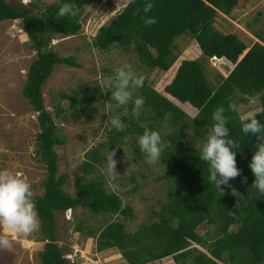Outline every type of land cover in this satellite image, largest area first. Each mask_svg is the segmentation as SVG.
<instances>
[{"label":"trees","instance_id":"16d2710c","mask_svg":"<svg viewBox=\"0 0 264 264\" xmlns=\"http://www.w3.org/2000/svg\"><path fill=\"white\" fill-rule=\"evenodd\" d=\"M100 1L58 0L32 13L24 6L0 0V20L20 19L36 54L27 70L22 95L37 112L40 128L36 134L37 149L47 172L43 194L33 195L40 221V240L44 241L39 264H69L57 239L56 217L58 213L81 204L93 214L121 216L107 221L99 230L91 229L81 220L75 231L93 238L97 251L115 247L127 264H150L168 256L172 257L173 264H264V194L253 186L255 177L249 167L257 144L264 140L245 134L239 114L228 108L234 97L241 102L257 97L260 108H264V31H252L258 40L247 45L236 34L220 32L212 25L217 13L230 15L239 0H135L134 3L128 0L120 11L97 29L92 40V46L97 49L109 50L116 46L124 51L130 50L147 69L175 67L173 77L168 74V80H171L163 88L165 94L145 82L139 87L144 106L149 111L148 127L156 131L154 121L166 118L174 127L166 135L164 143L167 147L161 154L162 162L169 167L164 174L169 184L165 201L159 210L152 211L156 219L143 223L133 232L125 230L124 222L132 216V207L123 205L115 191H108L96 179L84 177L74 196L65 192L63 184L67 174L58 173V158L53 149L54 145L65 143L64 137L57 134L54 121V117H60L65 109L54 106L52 112L48 111L43 103L41 86L55 65H76V62L72 56L59 55L49 42L57 34L76 35L81 29V9ZM65 3L77 5L79 13L75 18L58 17L59 8ZM147 3L154 7L145 14L143 7ZM136 9H140L139 13ZM143 16L155 18L156 23L146 26L141 19ZM183 34L193 37L203 58L225 57L234 64L214 87L205 75L202 60L185 58L177 67L173 64L172 44ZM66 97L69 98L72 115L79 118L89 100L82 99L84 104L80 107L81 99ZM170 98L187 103L196 108L197 113L191 117ZM219 107L225 109L228 117L230 138L240 145L238 151L233 150L237 151V167L241 176L229 181L240 193L238 197L231 195V189L223 185L221 187L225 188L226 194L221 196L215 185L209 183V165L200 159L214 123L212 114ZM257 119L264 124V111L258 114ZM128 121L125 129H113L110 133L114 132L116 137L135 131L143 134L144 129L136 120ZM183 126L192 131L189 140L179 133ZM200 139L203 145L196 146V140ZM108 141L112 147L116 146L111 137ZM134 150L140 155L139 146ZM96 152L95 149L92 155L86 153V158H91ZM93 162L101 163V160L93 157ZM84 165L86 174L93 163L86 160ZM243 177H247V183L241 182ZM235 206L238 209L233 214L231 210ZM202 222L214 225L206 237L196 232V227ZM233 225L237 226L235 230L231 229ZM191 243L204 251L190 247Z\"/></svg>","mask_w":264,"mask_h":264},{"label":"rangeland","instance_id":"374dc122","mask_svg":"<svg viewBox=\"0 0 264 264\" xmlns=\"http://www.w3.org/2000/svg\"><path fill=\"white\" fill-rule=\"evenodd\" d=\"M4 1L24 6L36 13L46 4L58 0ZM127 2L128 0H101L84 6L81 9L80 31L70 36L57 34L51 39V48L61 56H72L76 65H55L52 74L41 86V92L48 111L52 112L54 106L65 109L60 117H54L57 134L64 137L65 143L54 145L53 148L58 158V173L67 174V180L63 184L65 192L74 196L84 177L96 179L108 191H115L123 205L132 207V216L124 219V222L125 230L133 232L143 223L156 219L152 211L159 210L161 203L165 201L169 182L164 178V174L169 167L162 162L161 157L158 163L150 165L146 162L144 153L140 151L138 155L135 152L134 147L139 146L138 131L124 137H116L114 132L110 133L113 129H125L129 125L128 119L136 120L144 130H152L148 127L149 111L143 106L137 118L132 115L134 105L131 102L126 106L127 111L115 108L116 102L111 99L110 90L102 88L101 85L105 78L115 74L116 69L127 64L133 72L143 77V82L148 86L165 94L163 88L173 77L175 67L171 66L168 70L147 69L130 50L124 51L116 46L109 50H100L92 46L97 29L106 24ZM212 25L220 32L236 34L247 45H251L258 40L252 35V31H264V0H239L230 15L217 13ZM197 48L192 36L183 34L176 37L172 44L175 57L173 64L177 67L185 58L202 60L205 75L214 87L219 82L218 79L227 75L233 64L224 59L218 63L211 58H203ZM35 58V51L25 34L21 20H0V170L8 169L18 173L32 185L33 195H42L47 172L37 149L36 134L40 130L37 112L22 95L27 70ZM169 73L172 76L168 80ZM66 96H73L81 101L89 100L84 106V102L80 101L79 105L83 108L79 118L72 115V107ZM135 97H141L139 88L135 91L134 99ZM252 98L255 99L254 104L249 101L241 102L238 97H234L232 103L242 106L241 113L260 108L259 99ZM171 100L191 117L197 113L196 108L187 103L175 98ZM111 116H119L124 127L118 130L106 123ZM154 126L163 141H166L168 131L174 129L168 118L155 120ZM179 133L184 134L185 140L192 136V131L186 126L181 127ZM110 137L115 140V147L110 145ZM202 143L201 139L196 140L195 145L202 146ZM95 149L97 152L94 156L86 158V153L92 155ZM112 149H116V170L120 174V179L116 181L110 179L106 172L105 155ZM93 157L100 159L101 163L93 162ZM86 160L93 165L85 174L83 167ZM237 209V206L233 207L232 213L235 214ZM119 217L121 218L119 215L93 214L83 204L58 213L57 239L63 253H69L66 256L68 263L127 264L115 247L97 251L93 238L75 231L76 224L81 220L91 229L99 230L107 221ZM213 228V224L202 222L196 227V232L206 237ZM236 228V225L231 227L232 230ZM41 238L39 230L28 237H15L10 250H0V264H39V253L44 242ZM190 247L204 251L195 243H191ZM74 249H77L76 255L72 254ZM173 263L172 257L168 256L150 264Z\"/></svg>","mask_w":264,"mask_h":264},{"label":"clouds","instance_id":"9594fccd","mask_svg":"<svg viewBox=\"0 0 264 264\" xmlns=\"http://www.w3.org/2000/svg\"><path fill=\"white\" fill-rule=\"evenodd\" d=\"M134 2L135 0H129V3ZM153 7L152 3H147L143 7V12L147 14ZM139 11L140 9H136V13ZM78 13L77 5L65 3L59 8L57 15L58 17L75 18ZM141 19L144 20L146 26L156 23L155 18L143 16ZM210 58L218 63L221 59L227 60L225 57L217 56ZM231 64L233 63L231 62ZM142 86L143 77L133 72L130 65L127 64L116 69L115 74L105 78L101 85L102 88L110 90L111 99L116 102L115 108H123L127 111L126 106L131 102L134 105L132 115L137 118L144 106V100L142 97H135L134 99V94L136 89ZM249 103L254 104L255 99H249ZM241 107L236 103H230L228 106L230 111L239 114L242 131L245 134L255 136L258 140H264V136L261 135L264 134V124L257 119L258 114L264 111V108H255L241 113ZM212 120L214 123L203 145L200 159L209 165V183L215 185L221 196L226 194L225 188L221 187L223 185L231 189V195L238 197L240 193L229 181L241 176V170L237 167L236 159L240 145L230 138V129L227 126L228 117L225 115L223 107L215 109ZM106 123L118 130L124 127L119 116H111ZM137 142L140 151L146 156V162L150 165L158 163L162 152L167 147L161 134L149 129L144 130ZM115 156L116 149H112L105 155L106 172L113 181L120 179V174L116 170L118 161ZM249 167L255 177L253 186L260 194H264V142L257 144V150L252 156ZM241 182L247 183V177H243ZM39 228L40 221L33 199L32 185L18 173H13L8 169L0 170V250H10L13 247L15 237H28L38 231Z\"/></svg>","mask_w":264,"mask_h":264},{"label":"built area","instance_id":"2783aa9c","mask_svg":"<svg viewBox=\"0 0 264 264\" xmlns=\"http://www.w3.org/2000/svg\"><path fill=\"white\" fill-rule=\"evenodd\" d=\"M213 60H216V59H213ZM66 215H67V213H66ZM76 253H77V249H76V250L74 249V250L72 251V254L76 255ZM67 254H69V253H67ZM67 254L64 253V257H65V258H67V257H66Z\"/></svg>","mask_w":264,"mask_h":264},{"label":"crops","instance_id":"0c3cea01","mask_svg":"<svg viewBox=\"0 0 264 264\" xmlns=\"http://www.w3.org/2000/svg\"><path fill=\"white\" fill-rule=\"evenodd\" d=\"M226 61L229 62V63H231L229 60H226ZM232 67H233V65H232ZM232 67H231V68H232ZM231 68H230V69H231ZM74 246H75V245H74ZM75 247H76V246H75Z\"/></svg>","mask_w":264,"mask_h":264}]
</instances>
